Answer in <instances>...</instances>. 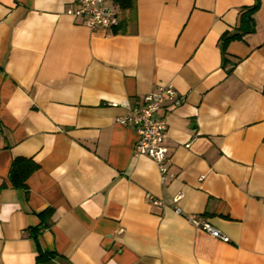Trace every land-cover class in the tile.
<instances>
[{
  "label": "crops",
  "instance_id": "0c3cea01",
  "mask_svg": "<svg viewBox=\"0 0 264 264\" xmlns=\"http://www.w3.org/2000/svg\"><path fill=\"white\" fill-rule=\"evenodd\" d=\"M74 2L0 0V264H264V0H104L109 28ZM164 84L162 182L116 118Z\"/></svg>",
  "mask_w": 264,
  "mask_h": 264
},
{
  "label": "built area",
  "instance_id": "2783aa9c",
  "mask_svg": "<svg viewBox=\"0 0 264 264\" xmlns=\"http://www.w3.org/2000/svg\"><path fill=\"white\" fill-rule=\"evenodd\" d=\"M66 13L81 18L90 28H109L117 24L115 13L105 7L104 0H76L67 8ZM165 97L171 99L174 105L180 103L174 86L164 84L159 86L156 91L146 94L141 103L129 106L125 115L116 118L117 122L129 124L135 129L138 137L133 148L134 154L147 155L153 159L158 165L162 182L166 180L168 171L166 122L160 113L162 101ZM180 197L181 193L177 194L174 197V202H177ZM149 200L153 204H160V201L151 195ZM175 211L180 213L181 209L176 206ZM186 217L192 224L202 228L211 236L223 241L229 240L226 234L224 235L203 216L190 213L186 214Z\"/></svg>",
  "mask_w": 264,
  "mask_h": 264
},
{
  "label": "trees",
  "instance_id": "16d2710c",
  "mask_svg": "<svg viewBox=\"0 0 264 264\" xmlns=\"http://www.w3.org/2000/svg\"><path fill=\"white\" fill-rule=\"evenodd\" d=\"M259 2L256 1L254 4L245 6L239 11V24L237 26L236 32H225L221 36V43L225 44L235 38H239L242 33H246L252 30L253 28V15L258 9ZM38 167V165L31 159L26 158H16L12 164L10 171V178L14 185L23 186L28 178V176ZM36 236V232L34 233ZM46 255V252L39 250L38 260L43 258Z\"/></svg>",
  "mask_w": 264,
  "mask_h": 264
}]
</instances>
